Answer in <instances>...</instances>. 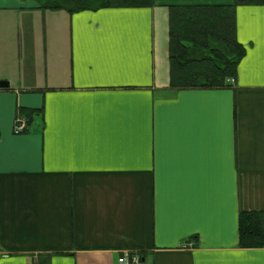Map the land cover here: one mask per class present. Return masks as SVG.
Returning <instances> with one entry per match:
<instances>
[{
  "label": "crops",
  "instance_id": "0c3cea01",
  "mask_svg": "<svg viewBox=\"0 0 264 264\" xmlns=\"http://www.w3.org/2000/svg\"><path fill=\"white\" fill-rule=\"evenodd\" d=\"M70 14L0 0V264H264L241 212H264V6L221 89L173 88L169 9ZM42 110L24 133L19 109ZM27 122V121H26Z\"/></svg>",
  "mask_w": 264,
  "mask_h": 264
},
{
  "label": "trees",
  "instance_id": "16d2710c",
  "mask_svg": "<svg viewBox=\"0 0 264 264\" xmlns=\"http://www.w3.org/2000/svg\"><path fill=\"white\" fill-rule=\"evenodd\" d=\"M47 11L70 14L109 8H151L155 0H31ZM264 6V0L174 5L169 9L168 60L173 88L221 89L230 86L246 55L237 39L236 9ZM42 110L19 109L32 123ZM26 132V131H25ZM241 248H264V212H241L238 226ZM52 255L37 256L36 264H51Z\"/></svg>",
  "mask_w": 264,
  "mask_h": 264
},
{
  "label": "built area",
  "instance_id": "2783aa9c",
  "mask_svg": "<svg viewBox=\"0 0 264 264\" xmlns=\"http://www.w3.org/2000/svg\"><path fill=\"white\" fill-rule=\"evenodd\" d=\"M26 128V123L23 119H18L17 120V124L15 126V132L16 133H20V132H23ZM120 262L121 263H124V264H137V261L136 260H133V261H130L128 260V258L124 257V258H121L120 259Z\"/></svg>",
  "mask_w": 264,
  "mask_h": 264
},
{
  "label": "water",
  "instance_id": "95a60500",
  "mask_svg": "<svg viewBox=\"0 0 264 264\" xmlns=\"http://www.w3.org/2000/svg\"><path fill=\"white\" fill-rule=\"evenodd\" d=\"M8 87V83L7 82H1L0 83V88H6Z\"/></svg>",
  "mask_w": 264,
  "mask_h": 264
},
{
  "label": "rangeland",
  "instance_id": "374dc122",
  "mask_svg": "<svg viewBox=\"0 0 264 264\" xmlns=\"http://www.w3.org/2000/svg\"><path fill=\"white\" fill-rule=\"evenodd\" d=\"M167 53V52H166ZM167 58H168V55H167ZM169 61V60H168ZM230 83V82H229Z\"/></svg>",
  "mask_w": 264,
  "mask_h": 264
}]
</instances>
